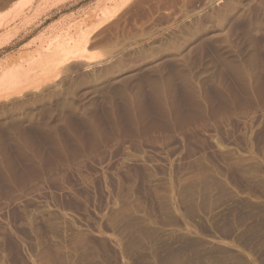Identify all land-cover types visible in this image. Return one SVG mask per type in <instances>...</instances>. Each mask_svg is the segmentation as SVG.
Wrapping results in <instances>:
<instances>
[{
    "label": "rangeland",
    "instance_id": "1",
    "mask_svg": "<svg viewBox=\"0 0 264 264\" xmlns=\"http://www.w3.org/2000/svg\"><path fill=\"white\" fill-rule=\"evenodd\" d=\"M116 1L0 7V75L92 31L0 99V264H264V0Z\"/></svg>",
    "mask_w": 264,
    "mask_h": 264
},
{
    "label": "bare ground",
    "instance_id": "2",
    "mask_svg": "<svg viewBox=\"0 0 264 264\" xmlns=\"http://www.w3.org/2000/svg\"><path fill=\"white\" fill-rule=\"evenodd\" d=\"M10 1L11 0H0V7L3 8L4 6L8 5L9 7L7 6L6 7L9 10L11 9L12 13H15L11 15L12 17H14V15H16L15 17H20V18L23 17L25 12H24L23 7L19 5L20 3H18V5H15V3L13 2L14 5H12L13 3L9 4ZM31 1L32 0H25V1L23 0V3H25L26 5V4H29ZM122 2H125V0H119V1L117 0L112 6L111 5L109 6L111 8H107V9L104 8L105 9L104 12L103 13L101 12L102 14L100 15L101 16L100 25L101 24L103 25L105 21H108L115 15V12L117 11V9L121 7V6L119 7L118 5L120 4L122 5ZM25 5L23 4L24 7ZM4 9L5 8H3V11ZM9 10L8 12H11ZM12 17L11 19H13ZM5 21H6V23L4 24L5 27L10 26V24L14 22V21H7V20ZM100 25H98V27ZM90 32H92L90 29L79 30L73 34L72 32L71 33L66 32L65 35L60 36L61 37L60 41H57L55 44H53L48 49L45 48V51L43 50L37 51L35 56L32 57L31 60L26 65H17L15 67L9 68L8 70L5 69L6 71L1 70L2 72L0 75V99H6L8 95L9 97L12 96L13 92L18 94L26 90L35 89L37 86H39L40 83L44 84L47 78L51 75L53 66L57 68L59 64H62L65 62H71L73 60L75 61V60L80 59L81 57L84 58L85 55L82 56L81 53L85 52L86 50L85 48L91 42Z\"/></svg>",
    "mask_w": 264,
    "mask_h": 264
}]
</instances>
